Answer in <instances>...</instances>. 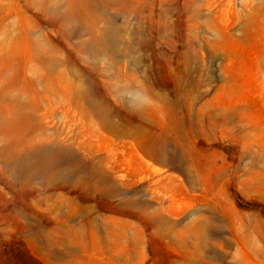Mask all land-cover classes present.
Wrapping results in <instances>:
<instances>
[{
    "label": "rangeland",
    "instance_id": "rangeland-1",
    "mask_svg": "<svg viewBox=\"0 0 264 264\" xmlns=\"http://www.w3.org/2000/svg\"><path fill=\"white\" fill-rule=\"evenodd\" d=\"M0 264H264V0H0Z\"/></svg>",
    "mask_w": 264,
    "mask_h": 264
}]
</instances>
